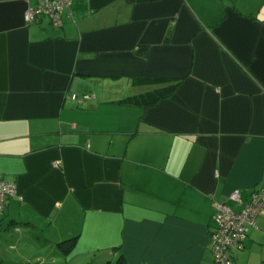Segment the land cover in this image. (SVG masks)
I'll use <instances>...</instances> for the list:
<instances>
[{
	"label": "crops",
	"instance_id": "obj_1",
	"mask_svg": "<svg viewBox=\"0 0 264 264\" xmlns=\"http://www.w3.org/2000/svg\"><path fill=\"white\" fill-rule=\"evenodd\" d=\"M37 2L0 0V264H215L213 202L264 182V0ZM233 258L264 264V210Z\"/></svg>",
	"mask_w": 264,
	"mask_h": 264
},
{
	"label": "built area",
	"instance_id": "obj_2",
	"mask_svg": "<svg viewBox=\"0 0 264 264\" xmlns=\"http://www.w3.org/2000/svg\"><path fill=\"white\" fill-rule=\"evenodd\" d=\"M72 0H38L37 4L24 11L23 19L27 24H39L48 19L53 26L62 25V16L70 8ZM85 94L81 98H87ZM77 99L76 94H72ZM16 193L15 183L0 175V214L7 198ZM227 202H213L212 228L210 235L211 251L215 264H232V251L241 249L247 237L249 226L255 225L256 218L264 210V182L250 192L243 200L239 189L228 194Z\"/></svg>",
	"mask_w": 264,
	"mask_h": 264
},
{
	"label": "trees",
	"instance_id": "obj_3",
	"mask_svg": "<svg viewBox=\"0 0 264 264\" xmlns=\"http://www.w3.org/2000/svg\"><path fill=\"white\" fill-rule=\"evenodd\" d=\"M179 81H172V82H168L166 85L164 86H161L157 89H154L152 91H148V92H144L140 95H136L132 98H127L125 99L124 101L126 102H133V103H137V104H141L143 106H152V105H155L157 104L159 101H161L162 99H165L167 97H169L173 92L174 90L176 89L177 85H178ZM87 94V93H86ZM77 95V94H76ZM83 95L85 94H82V95H77L78 98L76 100H81L83 98H81ZM89 95V94H88ZM261 185V184H260ZM258 187V186H257ZM252 191V190H251ZM250 195V194H249ZM250 227V226H249ZM249 230V229H248ZM212 231V230H211ZM211 231H210V235H211ZM247 237H248V232H247ZM246 237V238H247ZM76 240H77V236H72V237H69V238H66L64 240H61L57 243V247L59 249L62 250L63 253H68L71 248L75 245L76 243ZM246 240V239H245ZM245 240L243 242V247H244V243H245ZM242 247V248H243ZM241 248V249H242ZM235 250V249H234ZM232 264H236L235 261H234V258H233V251H232ZM115 264H126L124 259L122 258V256H120Z\"/></svg>",
	"mask_w": 264,
	"mask_h": 264
}]
</instances>
